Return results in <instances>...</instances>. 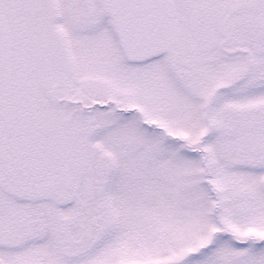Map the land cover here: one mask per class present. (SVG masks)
Listing matches in <instances>:
<instances>
[{"label":"snow or ice","instance_id":"6c2138e0","mask_svg":"<svg viewBox=\"0 0 264 264\" xmlns=\"http://www.w3.org/2000/svg\"><path fill=\"white\" fill-rule=\"evenodd\" d=\"M0 264H264V0H0Z\"/></svg>","mask_w":264,"mask_h":264}]
</instances>
